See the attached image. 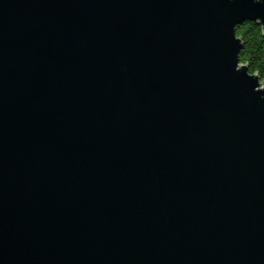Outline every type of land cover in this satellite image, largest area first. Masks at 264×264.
Returning a JSON list of instances; mask_svg holds the SVG:
<instances>
[{"label":"water","instance_id":"1","mask_svg":"<svg viewBox=\"0 0 264 264\" xmlns=\"http://www.w3.org/2000/svg\"><path fill=\"white\" fill-rule=\"evenodd\" d=\"M264 0H0V264H264Z\"/></svg>","mask_w":264,"mask_h":264},{"label":"trees","instance_id":"2","mask_svg":"<svg viewBox=\"0 0 264 264\" xmlns=\"http://www.w3.org/2000/svg\"><path fill=\"white\" fill-rule=\"evenodd\" d=\"M235 34L242 42L238 54L240 63L246 64L250 73L264 78V37L260 25L245 21L235 27Z\"/></svg>","mask_w":264,"mask_h":264}]
</instances>
